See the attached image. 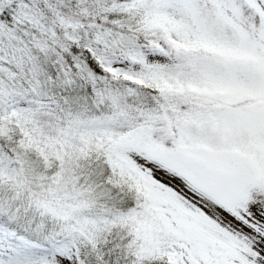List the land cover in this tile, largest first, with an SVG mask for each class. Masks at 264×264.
Instances as JSON below:
<instances>
[{
	"label": "snow or ice",
	"instance_id": "6c2138e0",
	"mask_svg": "<svg viewBox=\"0 0 264 264\" xmlns=\"http://www.w3.org/2000/svg\"><path fill=\"white\" fill-rule=\"evenodd\" d=\"M0 264H264V0H0Z\"/></svg>",
	"mask_w": 264,
	"mask_h": 264
}]
</instances>
